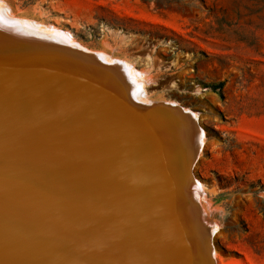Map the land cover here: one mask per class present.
I'll return each instance as SVG.
<instances>
[{"label":"bare ground","instance_id":"6f19581e","mask_svg":"<svg viewBox=\"0 0 264 264\" xmlns=\"http://www.w3.org/2000/svg\"><path fill=\"white\" fill-rule=\"evenodd\" d=\"M5 10L11 11L2 0L0 11ZM7 13L6 17L0 13V218L19 226L26 223L32 234L28 230L29 240L19 239L15 252L1 245L0 264H56L63 260L64 264H159L158 257L161 264H200L199 257L207 253L206 233L215 228L205 219L207 213L193 190L197 181L192 170L205 145L197 121L170 107L138 108L132 97L142 95L145 85L135 68L119 60L102 65L90 55L95 52L87 55L79 44H68L69 37L61 34L66 42L59 41L30 28L29 23H15L18 18L11 22ZM52 52L63 55L61 63L66 68L58 63L50 67L52 59L43 60ZM98 74L101 87L96 83L100 93L94 99L86 86ZM106 95L118 102H104ZM181 117L192 122L182 125V134L188 141L185 151L190 142L198 143L194 159L188 155L186 160L177 152L175 140L181 130L171 123L181 122ZM33 135L42 137L43 149L51 155L46 163L41 156L37 161L32 157L36 155L29 140ZM56 151L61 160L53 157ZM147 153L150 156L145 158ZM118 155L125 157L122 174ZM60 162L61 166L56 165ZM52 165L56 166L49 170ZM148 183L153 191L146 188ZM58 197L61 205L55 203ZM67 200L86 206L78 210L72 208L76 203L69 206ZM151 206L156 208L153 223ZM6 208L12 215L4 212ZM193 208L200 211L199 227L205 229L197 241L185 222ZM135 216L137 224H131ZM55 218L61 220L64 233ZM3 232L0 225V244L5 243ZM6 236L11 238L9 233ZM51 240L61 245L53 246ZM208 245L210 262L218 264L214 245L211 241ZM159 248L166 250V259L159 255Z\"/></svg>","mask_w":264,"mask_h":264},{"label":"rangeland","instance_id":"374dc122","mask_svg":"<svg viewBox=\"0 0 264 264\" xmlns=\"http://www.w3.org/2000/svg\"><path fill=\"white\" fill-rule=\"evenodd\" d=\"M3 1L11 9L9 12L5 10L12 18L11 22L18 18L15 23L47 32L45 34L60 38L59 41L69 37L66 38L70 41H67L68 44H79L87 55L95 52L90 55L102 65L119 60L125 66L135 68L142 74L145 85L142 95L132 97L138 108L170 107L197 121L202 128L205 145L196 163L197 168L192 170L198 184L193 190L207 213L205 219L215 228V231L208 230L206 233L207 253L201 255L198 261L200 264H212L208 254L211 241L218 264H264V0ZM0 13L5 15L4 11ZM31 22L34 27L30 26H33ZM61 58L65 59L60 52H52L43 60L52 59L50 67L57 63L64 66ZM107 59H110L109 62ZM57 72L60 77V71ZM97 78L92 81L94 84L90 82L93 87L90 83L86 86L93 98L100 93L102 78L100 75ZM214 87L220 88L215 91ZM106 96L104 102L110 99V102H118L111 95ZM110 102L107 103L109 106ZM180 121L171 123L178 132L181 130L175 140L177 152L181 151L179 155L186 160L188 155L194 159L198 143L194 146L190 142V149L185 151V142L188 144V141L182 134V125L185 127L191 121L184 117ZM135 127L138 130V125ZM40 139L42 137L37 138L36 135L29 138L34 144L32 149H36V155L32 157L36 160L41 156V161L45 159L46 163L51 155L45 152V145ZM142 139L144 141V135ZM55 153L53 157L61 160L58 151ZM144 156L148 158L150 154ZM117 158L121 173L125 157L118 155ZM149 159L152 160L151 157ZM56 165L61 166V162ZM56 165L48 167L49 170ZM170 177L174 176L170 174ZM146 188L154 189L150 183ZM57 199L55 203L58 201L61 205V198ZM184 199L182 197L181 204L186 209ZM67 201L65 203L69 206L76 203L72 208L78 210L82 205L86 206L78 200ZM136 206L131 204L132 208ZM85 208L88 209V206ZM6 210L12 215L10 208H6L5 213ZM155 211L156 208L149 207L152 223ZM198 211L193 208L191 215L185 219L193 241H197L200 233L205 231L199 227ZM55 219L59 223V219ZM9 221L0 218L4 230L1 235L9 233L11 236H6V240L2 235L5 243L0 246L15 252L19 249V239L29 240L32 231L26 223L22 227ZM137 221L135 216L130 223L137 224ZM58 226L64 233L61 220ZM101 232H104L103 229ZM6 241L12 244L8 246ZM57 243L51 240L53 246L61 245V242ZM158 250L159 255L165 259L168 257L165 249ZM7 253L10 255L11 252ZM59 262L56 264H64L65 260ZM161 262L158 257V263Z\"/></svg>","mask_w":264,"mask_h":264},{"label":"trees","instance_id":"16d2710c","mask_svg":"<svg viewBox=\"0 0 264 264\" xmlns=\"http://www.w3.org/2000/svg\"><path fill=\"white\" fill-rule=\"evenodd\" d=\"M218 88H220V87H218ZM218 88H217V87H214V88H213V90H215V91H216Z\"/></svg>","mask_w":264,"mask_h":264}]
</instances>
